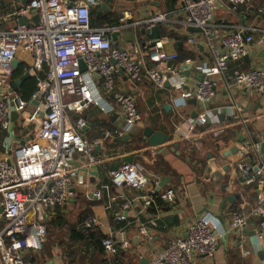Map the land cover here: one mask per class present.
Masks as SVG:
<instances>
[{"label": "built area", "instance_id": "2783aa9c", "mask_svg": "<svg viewBox=\"0 0 264 264\" xmlns=\"http://www.w3.org/2000/svg\"><path fill=\"white\" fill-rule=\"evenodd\" d=\"M179 1L187 14L181 29L190 36L189 44L195 47L201 41L213 59V65L203 71L205 79L193 91L186 88L188 80L180 75L179 67L166 70L165 40L152 43L145 51L138 41L129 42L122 49L115 47L111 40L112 34L117 32L115 27L93 28L91 10L99 7L101 0H30L0 17V24L13 18L37 17L36 22L28 20L27 24L19 23L10 31L0 29V128L6 132L11 130L14 112L20 113L24 122L31 124L37 118L40 123L30 142L14 148L11 156L0 158V208L3 209L0 264H33L26 259L25 253L43 249L47 241L45 222L49 214L73 201L77 192L88 186L74 166L77 155L85 157L89 167L100 163L94 154L99 142L80 134L87 127L86 111L91 107L105 111L104 104L110 100L114 102L125 119L121 130L110 132L109 135L115 137H123L142 122L135 98L117 88L116 78L120 72L132 82L148 79L158 91L165 90L170 83L173 91H180L182 99L196 100L199 109L196 117L173 122L178 140L193 141L201 148L203 143L198 137L199 127L209 123L217 125L212 131L214 137L227 130L220 124L218 114L221 111L210 107L217 96L218 84L214 80L228 72L230 62H243L249 57L250 44L255 39L243 28L228 34L221 33L213 23L221 0ZM223 1L232 12H237L242 7L248 9L256 0ZM256 12L259 17L264 16V8H256ZM125 20L126 17L122 19ZM169 21L168 14L159 13L135 24L151 30ZM190 28H199L202 33L194 36ZM257 42L264 43V34ZM20 52L31 55L33 60L32 65L23 67L22 75H30L37 83V89L28 102L22 100L19 91H7L11 87L9 80L15 75L13 63ZM80 62L86 66L84 72ZM190 62H184L182 66ZM234 85L264 95V67L247 72L236 71ZM227 89L231 91L232 86L228 85ZM39 95L43 96L39 102L41 109L31 115L29 107L34 106L33 102ZM234 108L238 123L236 103ZM246 144L245 140L239 149ZM263 144L261 141L248 144L250 147L241 151L238 149L240 161L230 160L223 167L213 168L201 185L213 183L218 172L225 173L224 166L239 171L247 184H262L258 177L263 170L246 164L244 160L250 148L261 154ZM225 170L227 173L228 170ZM106 176L114 187H127L137 192L145 190L150 182L155 187L160 185L159 179L150 181L143 169L134 163H123ZM177 196L176 189L166 188L159 199L162 203L172 204ZM140 199L144 211L154 209L156 214L149 222L140 218L137 220L140 235L152 244L153 229L158 227L161 206L150 194L142 195ZM128 208L129 205L125 210ZM123 214L118 216L119 221L127 220ZM212 219L210 216L197 217L184 235L174 237L163 249L153 248L151 264H192L195 257H213L220 240L229 235L236 237L241 256L248 258L250 252L246 248L244 233L252 220H260V238L264 237V189L259 191L255 205L232 213L229 227L221 233L214 230ZM95 223L96 220L90 217L86 219L85 226L91 228ZM101 243L107 255L116 253L118 248L130 247L128 242L118 244L110 237L104 238Z\"/></svg>", "mask_w": 264, "mask_h": 264}, {"label": "crops", "instance_id": "0c3cea01", "mask_svg": "<svg viewBox=\"0 0 264 264\" xmlns=\"http://www.w3.org/2000/svg\"><path fill=\"white\" fill-rule=\"evenodd\" d=\"M29 1L1 0L0 17ZM104 4L109 10L104 11L102 15L111 12L120 18L121 26L113 27L121 34L116 41L111 37L115 47L125 49L129 42L138 41L145 51L153 42L141 34V30L145 28L136 26L135 23L147 21L159 13L168 14L170 19L168 24L158 27L159 35L160 28L165 27L177 30L175 33L180 31L182 37L188 36L181 29L187 14L179 0H101V5L92 9L97 17ZM259 7L264 8V0H256L248 9L242 7L239 11L232 12L226 1L221 0L213 23L220 28L222 34H228L236 29H246L248 34L253 35L255 43H258V38L264 34V16L259 17L256 12V8ZM124 17L126 20L122 21ZM22 19L13 18L7 23H2L0 29L10 31ZM27 19L30 22L37 21L35 16ZM160 40H164L161 39V35ZM165 41L166 70L171 69L169 67L171 61L178 62L179 68L184 62L194 63L192 76L185 77L188 80L186 88L193 91L201 82L198 73L205 75L203 71L213 65L208 48L201 41L195 47L189 44V40L165 39ZM178 43H182L183 46L179 48ZM186 53H192L193 56L182 60ZM16 60L20 63L21 73L24 66L33 64L32 56L23 52L18 54ZM263 67L264 59H259L254 49L250 47L248 60L230 62L228 72L215 78L214 81L218 84L217 96L210 107L214 111H221L218 114L222 125L220 126L227 130L234 128V136L228 142L222 141L224 137L217 139L219 142L211 139L212 131L217 125L209 123L198 128V137L203 143L201 148L193 141L178 140L173 127L174 121L196 116L199 109L193 98L182 99L180 91H173L171 86L158 91L148 79L132 82L127 75L120 72L116 78L117 88L135 98L142 122L123 137H115L110 136V132L121 130L125 126V119L114 102L111 100L106 102L105 111L97 107H91L86 111L87 127L80 134L91 141L99 142L94 154L100 163L89 167L85 157L76 156L74 166L79 169L88 186L80 189L73 201L49 214L45 222L47 241L43 249L28 250L25 253L26 259L33 264H151L153 248L163 249L171 239L184 235L197 217H213L212 226L218 233L227 229L232 213L239 208L255 205L259 191L264 189V154L262 152L257 154L250 148L244 160L246 164L258 166L263 170L262 175L258 177L262 184H247L239 171L226 166L223 169L225 173L218 172L213 183L201 184L203 178L210 175L213 168L223 167V164L230 160L240 161L239 151L249 148L248 144L264 142V95L234 85L236 71L247 72ZM22 76H13L9 80V85L12 87ZM28 82L21 89H26L27 97L31 98L35 90L27 86ZM228 85L232 86L231 91L227 89ZM235 103L238 105V123L235 118L237 116ZM165 104L172 107L171 111L163 109ZM40 109L39 103L29 107V113L32 115ZM16 114L17 118L13 119V115ZM13 115L11 130L6 132L0 128V158L11 156L14 148L30 142L39 130V119L35 118L30 124L28 120L24 122V118L21 119L20 113L14 112ZM148 127L168 137L164 145L152 148L148 144L144 138V130ZM127 136L129 139L124 141ZM240 137H245L248 144L239 149L238 155L236 153L226 158L225 153L234 147ZM175 145H178V148H175ZM127 158H133L132 163L139 165L150 181L159 179L160 184L165 181L167 184L162 191L174 188L178 193L176 201L172 204L166 203L167 209L161 211L158 227L153 229L152 244H148L140 235L137 220L140 218L143 222H149L156 215L151 210L144 211L140 197L150 194L155 199L157 196L159 198L161 192L157 193L158 187L150 182L141 192L127 187L119 189L114 187L106 176L110 171L126 163ZM85 169L87 171H84ZM225 169H229L227 173ZM230 198L234 200L230 201ZM127 205L129 208L125 210ZM120 213H124L126 221L118 220ZM90 217L94 218L96 223L87 228L85 221ZM2 224L0 212V229ZM260 235V220L254 219L244 233L246 248L250 252L248 258L241 256L236 237L229 235L220 240L213 257H195L192 264H264V237L261 239ZM107 237L118 244L128 242L130 247L118 248L116 253L107 255L101 243Z\"/></svg>", "mask_w": 264, "mask_h": 264}, {"label": "water", "instance_id": "95a60500", "mask_svg": "<svg viewBox=\"0 0 264 264\" xmlns=\"http://www.w3.org/2000/svg\"><path fill=\"white\" fill-rule=\"evenodd\" d=\"M72 1H76V0H72ZM108 10L109 9L105 4L102 5L101 10L98 13L99 16L102 15L104 11H108ZM27 23H28L27 18H23L20 22V24H27ZM189 31L191 33H199V34L202 33V30L199 28H190ZM120 34H121V32L117 31V32L113 33L111 37L114 41H116ZM141 34L144 37H146L148 40L152 41L153 43H157L160 41V35H159L158 27H154L151 30L142 29ZM184 39L188 40L189 37L185 36ZM178 46H179V48H181L183 45H182V43H178ZM250 46L254 49V51L256 52L259 59H264V43L258 44V43L252 42L250 44ZM245 60H248V57L245 58ZM113 63L116 64L115 62H113ZM13 65H14L15 72L19 71V67H20L19 61L15 60ZM178 65H179V63L176 61H171L169 63V67L172 69H177ZM193 67H194L193 62H190L187 66H180V75L183 77H187V78L191 77L192 76L191 70ZM80 68H81V71H83V72L86 70V66H85L84 62H80ZM121 73H123V72H121ZM198 74L200 76L199 79L201 81H203L205 79V75H203L202 73H198ZM30 80H31L30 75H24L18 81H16V83L14 85H12V87L7 89V91H9V92L10 91H19L22 88V86ZM170 86H171L170 83H167L166 88H170ZM42 98H43V96L39 95L37 97L36 101L33 102L34 105H38V103L42 100ZM193 102L195 103V105H197V102L195 99ZM163 109L165 111H171L172 107L165 104L163 106ZM17 116H18L17 114L13 115V119H14V117L17 118ZM144 138L152 148L161 147L168 140V137L166 135H164L160 132H155L154 129H152L151 127H148L144 130ZM128 139H129V137L127 136L126 139H124V141L128 140ZM30 140H32V139H30ZM245 140H246L245 137H240V139H238V141L236 142L234 147L225 153V157L227 158V157H230L231 155H235L239 149V145L244 143ZM117 142H120V140H117ZM23 144L24 143H22L21 145H23ZM175 148H178V145H175ZM262 153L264 154V144H263ZM125 162L126 163H132L133 158L125 159ZM84 171H87V169H85ZM167 181H168V179H167ZM166 184L167 183L165 181H162L160 186L157 188V193L162 192V189L166 186ZM229 200L233 201L234 198H230ZM2 211H3V209L0 208L1 213H2ZM146 218H150V217L146 216Z\"/></svg>", "mask_w": 264, "mask_h": 264}, {"label": "trees", "instance_id": "16d2710c", "mask_svg": "<svg viewBox=\"0 0 264 264\" xmlns=\"http://www.w3.org/2000/svg\"><path fill=\"white\" fill-rule=\"evenodd\" d=\"M99 9V8H98ZM91 26L93 28H101L103 26H109V27H120L121 26V23H120V18L119 17H116L115 15H113V13L111 12H107L105 13L104 15L102 16H99L97 17L95 12H93L91 10ZM163 27V26H162ZM141 35V34H140ZM160 35H161V39H166V40H177V41H181L182 39H184V37H182L179 33H175L174 30H171L169 28H160ZM142 36V35H141ZM184 41H187L184 39ZM193 54L192 53H186L184 54V57L182 58V60H186L190 57H192ZM22 73L20 71H17L15 72V77H18V76H21ZM27 86H31L33 90L36 91L37 89V83L35 80H30L28 83H27ZM19 93L21 94L22 96V100L24 102H27L28 98L27 97V92H26V89H20L19 90ZM237 130V129H236ZM236 132V131H235ZM234 128L233 129H229V130H226L221 136L219 137H214V136H211L212 138L211 139H216V141H218L217 139H222L224 137V139H222V141H227L230 139L233 138L234 136ZM169 135H172V134H169ZM134 138V137H133ZM135 139V138H134ZM219 142V141H218ZM219 144V143H218ZM218 144H217V147H218ZM156 200L159 202L160 206H161V211H165L167 209V204L166 203H162L160 201V199L158 198V196L156 197ZM152 213H155L154 209L151 210ZM91 238V236H90Z\"/></svg>", "mask_w": 264, "mask_h": 264}]
</instances>
